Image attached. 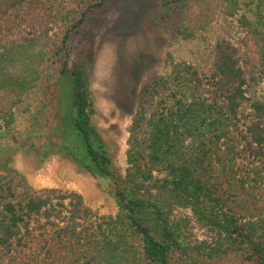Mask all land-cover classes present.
I'll use <instances>...</instances> for the list:
<instances>
[{"label":"trees","instance_id":"obj_1","mask_svg":"<svg viewBox=\"0 0 264 264\" xmlns=\"http://www.w3.org/2000/svg\"><path fill=\"white\" fill-rule=\"evenodd\" d=\"M77 1L75 14L65 0H0V134L27 96L47 89L43 66L62 52L58 73L68 79L54 81L61 92L43 156L64 155L103 179L117 210L98 215L77 191L34 188L10 153L0 159V264H264V0H159L152 23L183 39L200 35L208 63L171 61L165 73H147L124 177L93 121L86 65L68 45L108 0ZM30 4L63 22L76 15L53 53L47 33L8 30ZM64 101L80 150L57 129ZM180 208L204 238H189V220L172 215Z\"/></svg>","mask_w":264,"mask_h":264},{"label":"rangeland","instance_id":"obj_2","mask_svg":"<svg viewBox=\"0 0 264 264\" xmlns=\"http://www.w3.org/2000/svg\"><path fill=\"white\" fill-rule=\"evenodd\" d=\"M65 2L68 11L72 4H77L75 14L82 5L77 0ZM158 3L159 0H108L88 16L79 32L72 33L68 41L71 60L86 65L95 106L93 121L106 144L113 167L122 177L127 167L125 150L128 127L135 112L140 84L147 73L155 70L163 74L168 71L171 61L208 63V46L200 35L183 39L166 33L152 23L151 18ZM26 7L20 14H15L8 30L12 31V35L35 32L42 40H45L43 37L47 33L53 38L52 53L55 52L65 28L76 15L73 17L72 13L63 22L59 15L49 17V11L43 10V5L38 7V11H33L37 8L33 4ZM48 19L51 21L48 22ZM60 54L62 52L49 57L43 66L42 80L48 81L47 89L27 96L15 110L16 119L12 129L0 134V159L12 153L13 166L27 177L34 188L57 187L77 191L98 215H112L117 210L116 203L103 179L79 170L64 155L43 156L45 144L53 141L50 131L54 118L51 115L61 92L58 82L54 81L68 79L60 77L58 73ZM258 91L264 97V81ZM62 103L66 116L57 129L80 150L82 137L73 131L67 117L72 107L67 111L65 107L68 104L66 101ZM172 215L176 219L189 220L186 231L190 239L206 236L204 228L193 221L188 210L175 209Z\"/></svg>","mask_w":264,"mask_h":264}]
</instances>
